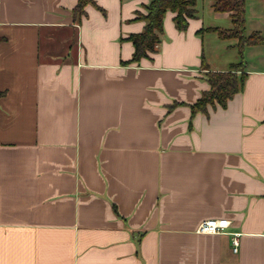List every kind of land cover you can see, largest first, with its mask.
<instances>
[{"label": "crops", "instance_id": "crops-1", "mask_svg": "<svg viewBox=\"0 0 264 264\" xmlns=\"http://www.w3.org/2000/svg\"><path fill=\"white\" fill-rule=\"evenodd\" d=\"M77 1L0 0V264H264V0H246L260 40L242 53L210 30L229 12L197 0L130 62L148 0ZM208 33L233 39L220 60ZM241 60L243 88L193 114L206 71ZM211 217L231 222L197 231Z\"/></svg>", "mask_w": 264, "mask_h": 264}, {"label": "trees", "instance_id": "trees-1", "mask_svg": "<svg viewBox=\"0 0 264 264\" xmlns=\"http://www.w3.org/2000/svg\"><path fill=\"white\" fill-rule=\"evenodd\" d=\"M89 3L95 2L94 0H78L73 9L75 17L84 14ZM196 4L197 0H148L144 4L145 11H136L135 18L145 22L143 30L130 33L126 37L134 44L132 57L126 62L138 61L143 56H149L151 52L159 50L167 11L175 12L173 17L175 24L180 30H184L189 24V18L197 14ZM212 5L217 12H229L233 18V26L229 28L210 27V30L217 31L222 38H237L241 53L244 44L259 42L260 38L257 33L246 35V0H213ZM244 78L242 60L234 63L228 70L206 71V79L210 87L202 92L196 102L191 104L192 113L207 111L209 104H219L225 107L228 101L243 88Z\"/></svg>", "mask_w": 264, "mask_h": 264}, {"label": "built area", "instance_id": "built-area-1", "mask_svg": "<svg viewBox=\"0 0 264 264\" xmlns=\"http://www.w3.org/2000/svg\"><path fill=\"white\" fill-rule=\"evenodd\" d=\"M230 220L226 217L216 218L211 217L202 220L198 227L197 231L199 232H207V233H222L225 232L227 227L230 225ZM232 244L234 251L239 249L240 238L239 232H234L232 236Z\"/></svg>", "mask_w": 264, "mask_h": 264}, {"label": "rangeland", "instance_id": "rangeland-1", "mask_svg": "<svg viewBox=\"0 0 264 264\" xmlns=\"http://www.w3.org/2000/svg\"><path fill=\"white\" fill-rule=\"evenodd\" d=\"M142 11H145V9L144 10H142ZM223 25L224 24H228V23H222ZM226 26V25H225ZM247 29V28H246ZM248 30V29H247ZM213 37H214V39H218L217 38V36H216V34L215 33H212V34H206V36H205V52H206V54L207 55H209V56H212V54L217 58V59H221L222 58V55H221V47H222V45H223V43H227L229 40H231V39H227V40H225L224 42H218V44L217 45H214L213 47H214V49L212 48V46H211V44L213 45V43H211V39H213ZM233 40V39H232ZM231 40V41H232ZM232 52V51H231ZM227 53H228V51H227ZM230 53V52H229ZM233 53V52H232ZM227 55V54H226ZM226 55L224 56V58L226 57Z\"/></svg>", "mask_w": 264, "mask_h": 264}]
</instances>
